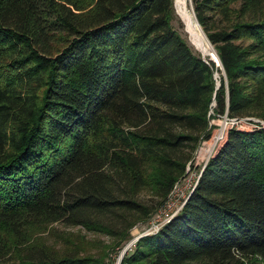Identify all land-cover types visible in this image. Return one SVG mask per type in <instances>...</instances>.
Returning a JSON list of instances; mask_svg holds the SVG:
<instances>
[{"label":"trees","instance_id":"1","mask_svg":"<svg viewBox=\"0 0 264 264\" xmlns=\"http://www.w3.org/2000/svg\"><path fill=\"white\" fill-rule=\"evenodd\" d=\"M190 3L224 75L173 0H0V264H112L193 168L119 264L264 261V127L227 129L200 174L192 159L210 120L264 121V0ZM55 222L112 245L61 252L36 235Z\"/></svg>","mask_w":264,"mask_h":264},{"label":"rangeland","instance_id":"2","mask_svg":"<svg viewBox=\"0 0 264 264\" xmlns=\"http://www.w3.org/2000/svg\"><path fill=\"white\" fill-rule=\"evenodd\" d=\"M180 4V6H179ZM173 0V11L175 16L174 27L177 31L185 38L187 44L193 51L199 53L202 57H212L215 56L209 49L208 44L202 35L198 36V40L194 37V32L191 29V15L190 10V0ZM181 12V14H180ZM215 74V73H214ZM217 73L216 76L217 77ZM210 123L215 125L212 130L211 136L208 140L202 141L193 155V166H202V164L210 157L217 147L220 145L222 140L225 138V133L230 127H235L236 129L251 130L257 127H264V121L255 117H243L238 120L223 117L210 120ZM221 132V138L214 148H208L210 146V141ZM210 151V152H209ZM202 152V153H200ZM194 168L189 174L182 179L177 186L174 188L169 201L166 205L156 212V215L151 217L146 223L136 224L129 231L130 239L128 242L134 238L136 235L147 233L150 227L155 225V222H160L163 218H168L172 216L182 204L187 192L191 188L194 181ZM162 221V220H161ZM157 225V224H156ZM36 235L40 237L45 244L50 247H55L57 250L63 252H71L78 254H94L100 255L108 250V246L112 245L111 238L105 234L96 233L84 229L82 226H71L66 225L63 222H55L47 226L43 232H38ZM127 242V243H128ZM124 244L123 247L125 245ZM129 245V247H131ZM122 247V248H123ZM117 252L112 251L110 258L112 259V264H117V257L121 250ZM257 264H264L263 260H257Z\"/></svg>","mask_w":264,"mask_h":264},{"label":"bare ground","instance_id":"3","mask_svg":"<svg viewBox=\"0 0 264 264\" xmlns=\"http://www.w3.org/2000/svg\"><path fill=\"white\" fill-rule=\"evenodd\" d=\"M178 4H179V0H178ZM179 6H180V4H179ZM180 14H181V12H180ZM190 19H191V23H190L191 25L190 26H191V29H193L192 31L194 32V37L196 38V40H198V36L202 35L203 38L205 39L206 43L208 44L210 51L214 54L212 46L209 44V42H208L207 38L205 37V34L203 33L202 29L198 26L197 22L194 19V16L191 15ZM212 59L215 62L217 61L216 56H212ZM220 134H221V132L210 141V146L208 148L211 149V148H214L216 146L217 142L220 139H222ZM200 153H202V152H200Z\"/></svg>","mask_w":264,"mask_h":264},{"label":"water","instance_id":"4","mask_svg":"<svg viewBox=\"0 0 264 264\" xmlns=\"http://www.w3.org/2000/svg\"><path fill=\"white\" fill-rule=\"evenodd\" d=\"M190 10H191V12H192V14H193V16H194V13H193V10H192L191 5H190ZM194 19H195V21L197 22L195 16H194ZM197 24H198V22H197ZM198 26H199V24H198ZM199 27H200V26H199ZM200 28H201V27H200ZM205 37H206V36H205ZM208 42H209V41H208ZM209 44L211 45L210 42H209ZM211 46H212V45H211ZM212 49H213V47H212ZM213 51H214V49H213ZM214 54H215L216 59H217L216 62H215L214 60L209 59V58H208V59L211 60L212 62H214V64L217 65V66L219 67V69L221 70L222 74L224 75L223 69H222V67H221V65H220L219 59H218V57H217L215 51H214ZM214 76H216V73L214 74ZM217 84H218V81H216V85H217ZM223 118H224V120H226V117H225V116H223ZM208 158H209V157H208ZM208 158H207V159H208ZM205 162H206V160H205ZM205 162L202 164V166H201V168H200V171H199V174H200V172H201V170H202V168H203ZM199 174L197 175V177L199 176ZM194 184H195V182H194ZM194 184H193V186H194ZM191 190H192V189H191ZM191 190L189 191V193L191 192ZM189 193H188V195H189ZM188 195H187V196H188ZM185 199H186V198H185ZM185 199H184V201H185ZM181 205H182V204H181ZM181 205H180V206H181ZM144 234H146V233L144 232V233H142V234L136 235L134 238H132V239L127 243V245H125V246L122 248L120 254H119L118 257H117V264H119V261H120L122 255H123V253H124V252L126 251V249L129 247V245L133 244L134 241H136L139 237H141V236L144 235Z\"/></svg>","mask_w":264,"mask_h":264},{"label":"built area","instance_id":"5","mask_svg":"<svg viewBox=\"0 0 264 264\" xmlns=\"http://www.w3.org/2000/svg\"><path fill=\"white\" fill-rule=\"evenodd\" d=\"M232 119H233V118H232ZM234 120H238V119H234ZM157 222H158V221H156V222H155V225L152 226V227H150L149 229H151V230H152V229H156V227H157V226H156V223H157Z\"/></svg>","mask_w":264,"mask_h":264}]
</instances>
